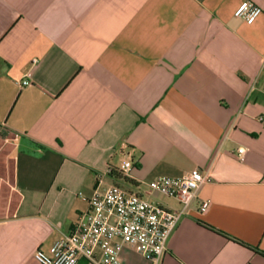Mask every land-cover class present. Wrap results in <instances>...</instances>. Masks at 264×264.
Segmentation results:
<instances>
[{
	"label": "crops",
	"instance_id": "0c3cea01",
	"mask_svg": "<svg viewBox=\"0 0 264 264\" xmlns=\"http://www.w3.org/2000/svg\"><path fill=\"white\" fill-rule=\"evenodd\" d=\"M245 1L0 0V264H41L113 183L177 211L148 182L195 167L165 252L123 264H264V0L251 24Z\"/></svg>",
	"mask_w": 264,
	"mask_h": 264
},
{
	"label": "built area",
	"instance_id": "2783aa9c",
	"mask_svg": "<svg viewBox=\"0 0 264 264\" xmlns=\"http://www.w3.org/2000/svg\"><path fill=\"white\" fill-rule=\"evenodd\" d=\"M262 12V6L247 0L234 14L251 24ZM30 83L27 78L22 80L23 85ZM262 89L264 91V83ZM238 151L243 160L245 148L240 147ZM132 165V160L125 161L124 170H129ZM208 180L209 174L200 167L183 176L162 175L150 180L149 190L179 200L181 208L177 211L165 209L120 184L98 189L89 197L87 210L80 214L72 230L48 250L39 247L35 258L41 264H77L81 258L91 264H123V247L135 244L145 256L157 259L165 252L178 222ZM209 207L210 201L205 200L200 208L207 211Z\"/></svg>",
	"mask_w": 264,
	"mask_h": 264
},
{
	"label": "rangeland",
	"instance_id": "374dc122",
	"mask_svg": "<svg viewBox=\"0 0 264 264\" xmlns=\"http://www.w3.org/2000/svg\"><path fill=\"white\" fill-rule=\"evenodd\" d=\"M10 159L4 154L2 158L0 157V169H9L12 168Z\"/></svg>",
	"mask_w": 264,
	"mask_h": 264
},
{
	"label": "trees",
	"instance_id": "16d2710c",
	"mask_svg": "<svg viewBox=\"0 0 264 264\" xmlns=\"http://www.w3.org/2000/svg\"><path fill=\"white\" fill-rule=\"evenodd\" d=\"M207 224V223H206Z\"/></svg>",
	"mask_w": 264,
	"mask_h": 264
}]
</instances>
